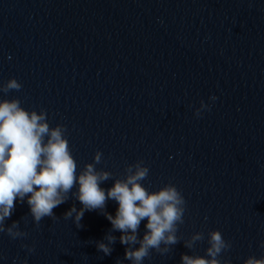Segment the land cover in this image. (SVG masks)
<instances>
[{"label":"clouds","instance_id":"clouds-1","mask_svg":"<svg viewBox=\"0 0 264 264\" xmlns=\"http://www.w3.org/2000/svg\"><path fill=\"white\" fill-rule=\"evenodd\" d=\"M21 88L22 84L15 78L0 84V92L4 94ZM206 108L210 110L201 101L194 114L199 117L201 110ZM66 132L62 124L50 127L45 110L28 111L18 98L0 100V233H6L14 240L27 236L20 230L19 222L14 221L10 226L5 223L15 210L17 200L24 203L27 197L32 219L39 226L46 217L56 219L53 210L75 198L82 207L78 210L73 205L63 214L65 220L71 219L77 228H82L85 211L99 210L111 223V231L104 237L107 242H95L98 251L111 255L117 239L111 232L119 231L122 233L120 243L126 245L124 259L130 264H143L153 251L160 255L169 253L172 246L181 241L177 232L178 226L184 223L186 211L185 198L177 187L168 183L158 191L150 192L142 183L147 180L150 170L143 160H138L127 165L124 177L116 178L114 185L105 190L100 185L112 180L113 174L97 170L96 165L102 162L103 154L97 151L93 162L85 164L77 175V162L69 148ZM77 185V190L73 191ZM108 200L118 204L115 216L104 211ZM144 220H147L146 231L141 239L138 230ZM203 239L204 234L196 232L183 243L191 250ZM208 244L206 256L182 254L181 264H230L221 257L232 245L219 230L208 233ZM28 251H34V248H28ZM244 264H264V256H249Z\"/></svg>","mask_w":264,"mask_h":264}]
</instances>
